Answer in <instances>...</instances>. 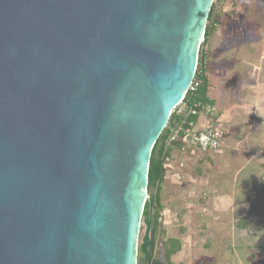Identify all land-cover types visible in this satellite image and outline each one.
<instances>
[{"label": "water", "instance_id": "water-1", "mask_svg": "<svg viewBox=\"0 0 264 264\" xmlns=\"http://www.w3.org/2000/svg\"><path fill=\"white\" fill-rule=\"evenodd\" d=\"M214 2L0 0V264H137Z\"/></svg>", "mask_w": 264, "mask_h": 264}, {"label": "rangeland", "instance_id": "rangeland-1", "mask_svg": "<svg viewBox=\"0 0 264 264\" xmlns=\"http://www.w3.org/2000/svg\"><path fill=\"white\" fill-rule=\"evenodd\" d=\"M244 13L250 14L249 18L246 19ZM215 14L220 26L210 38L205 51L208 54L212 51L207 59V71L210 93L216 102L218 114L214 124L220 128L222 146L219 151L209 155L194 151L196 155L190 161L187 159L189 156L184 157L186 168L182 170L188 178L183 179L182 183L171 185L169 180H165L163 184L164 192L175 199L169 207L172 213H183L181 224L185 223V203L191 198L194 204L200 206L205 202L212 209L201 212L200 216L199 211L191 212L192 222L188 224L190 233L185 237L179 233L177 225L166 228V235L156 238V251L164 261L163 241L176 238L181 243L183 241L184 249L172 257L173 264H264V181L250 191L246 202L248 205H244V210H247L245 221L249 227L238 233L245 236L244 240L231 236V221L230 229L226 230L225 225L213 220V212L217 210L213 200L220 205L219 214L215 212L217 215L228 213L230 216L229 208L223 201L234 195L235 174L245 168L246 163L264 164V0H250V3L249 0H228L227 5L216 8ZM180 109L183 110V106ZM226 116L231 117V120L227 119L229 122H226ZM255 123L257 126H254ZM236 136H247L253 142L252 152H241ZM213 175L214 181L209 178ZM198 180H202V183ZM235 196H238V192ZM202 223L207 225L203 240L198 234L201 233ZM217 231L221 233L217 234ZM192 234L200 237H193L192 240Z\"/></svg>", "mask_w": 264, "mask_h": 264}, {"label": "trees", "instance_id": "trees-1", "mask_svg": "<svg viewBox=\"0 0 264 264\" xmlns=\"http://www.w3.org/2000/svg\"><path fill=\"white\" fill-rule=\"evenodd\" d=\"M227 0H215L211 12L209 14L204 41L200 46L198 65L195 78L193 80V90H189L182 103L174 110L169 122L155 144L148 173V196L143 217L138 246V264H173L172 257L182 250V243L179 239L169 238L163 241V259H156V238L159 235H166L164 222H159L161 216L164 218V207L162 205L161 192L167 174L169 165L167 159L175 158L182 159V148L186 147L187 139L184 131L193 123L197 126L200 118L203 117V127L212 122L215 123L218 119L217 113L213 115H199L200 107L197 106H212L216 108L215 103L209 98V73L207 59L212 52L205 51V47L209 45L210 38L217 33V28L220 26L216 17V8L223 6ZM183 106V110L180 108ZM199 112L196 116L191 114L192 111ZM176 130L178 137L171 141V131ZM188 150L187 152H189ZM141 236V235H140Z\"/></svg>", "mask_w": 264, "mask_h": 264}, {"label": "crops", "instance_id": "crops-1", "mask_svg": "<svg viewBox=\"0 0 264 264\" xmlns=\"http://www.w3.org/2000/svg\"><path fill=\"white\" fill-rule=\"evenodd\" d=\"M210 88H211V84H210ZM210 88H209V98L215 103V107H216V102L212 98V95L210 93ZM215 109H216V113H217V108H215ZM227 116H226V122H229V121H227V119L231 120V117L229 116L227 118ZM203 121H204V118L201 117L200 121H199L200 124H198L195 128L198 130L202 129L203 128ZM258 124H260V123H258ZM229 126H231V125L229 124ZM254 126H257V123H255ZM236 137L238 139L239 146H241L240 147L241 152H244V153L252 152V150H253L252 147L254 148V146H252L253 142L250 141L247 136H242V138H239V136H236ZM242 146H244V147L242 148ZM193 152H194L193 150H190L187 153L189 155L186 154V156H185V157L189 156V157H187V159L189 161L193 159L192 157L196 153V152L195 153H193ZM255 155L257 156V154H255ZM250 160H251L250 162L252 163L253 162L252 158H250ZM180 161H185V158L180 159ZM178 164H179V160H174L171 163V165L169 166L168 174H167L166 178H167V181L169 180V183L171 185L176 184V183H182L183 179L188 178V176L186 177V175H185V171L182 170L183 171L182 172L179 169ZM263 165L264 164H260V163H255V164L246 163V167L239 170L238 173L235 174V176H234L235 180L233 181V188H232L234 195L229 200L223 201V203L227 205L226 207L229 208L228 212L230 213V216L228 215V213L226 215H222V214L217 215V213L219 212L220 205L218 204V202L213 200V203L216 204L215 207L217 209L215 211L217 213L213 212V214L215 216V218L213 217V220H215V222H218V223L225 225L226 230L230 229V221H231V229H232L231 236L235 237V239H240V238H242L241 240L245 239L244 235L240 236L238 234V233L242 232L243 230L246 231L249 227L248 223L245 221L247 219V210H244V208H245L244 205L245 204L248 205L246 202L249 200L248 195L250 194V191L255 189V188H258L259 185L264 181V178H263L264 173L262 172V171H264ZM209 178H212L213 181L215 180L214 175L209 177ZM198 182L202 183V180H200V181L198 180ZM190 188L192 190L194 189L193 187H190ZM202 188H200V189H202ZM193 191H195V189ZM237 192H238V196L236 197L235 195ZM194 196H196V195H194ZM161 199H162V205L164 207L163 222H164L165 229L168 228L169 226L177 225L178 231H179V233H181V235L183 237H185L186 235H188L190 233V230L188 228V224L192 222V221H190V218H192L191 212L193 210L199 211V216H200L201 212L202 213L203 212H210V210L212 209V206L205 205L204 204L205 202L202 204V201H199L200 204H202L200 206L198 204H194L192 201H190L192 199L191 198L190 200H188L185 203V207L187 208V212L184 213L185 223L181 224V220H183V218H181L183 213H179L178 215H175V213H172V210L169 207H171L173 205V203L175 202V199H174L173 195H168V192H166V193L164 192V187L162 188ZM220 204H222V202H220ZM208 209H209V211H208ZM240 213H241V215H239ZM198 218H199V220L202 221L201 217H198ZM200 225H201V233H198V234L201 237L197 234H192L191 235L192 240H193V237H195L196 239H198L200 237L203 240L204 237L206 236L205 232H207V225L205 223H202ZM235 225H238V227H235ZM219 232L220 231H217V234H219ZM220 235H221V237H223L222 234H220ZM183 249H184V245H183V241H182V250ZM159 255L160 254L158 253V251H156L155 252L156 259L161 261ZM162 259H163V250H162Z\"/></svg>", "mask_w": 264, "mask_h": 264}, {"label": "built area", "instance_id": "built-area-1", "mask_svg": "<svg viewBox=\"0 0 264 264\" xmlns=\"http://www.w3.org/2000/svg\"><path fill=\"white\" fill-rule=\"evenodd\" d=\"M193 85V83H192ZM191 85L190 90H193V86ZM200 107V113L196 111H192L191 114L193 116H196L198 113L199 115H213L215 113V108L212 106L206 105V106H197V108ZM196 126L191 123L189 125V128H187L184 133L187 139V145L186 147L182 148L181 153L182 157L184 158L186 154L188 153V150H193L195 152H198L202 155H209L214 154L215 152L219 151V149L222 146V134L220 133V128L218 125H215L214 123L210 122L206 124L202 129L198 130L195 128ZM178 132L176 130L171 131V141H174L178 137ZM174 160H179V169H185V161H180V158H168L166 161L168 165L170 166L171 163ZM149 199V198H148ZM162 216L159 220V222H162ZM138 264V262H137ZM151 264V263H149Z\"/></svg>", "mask_w": 264, "mask_h": 264}, {"label": "flooded vegetation", "instance_id": "flooded-vegetation-1", "mask_svg": "<svg viewBox=\"0 0 264 264\" xmlns=\"http://www.w3.org/2000/svg\"><path fill=\"white\" fill-rule=\"evenodd\" d=\"M252 1V0H251ZM249 3H250V0H249ZM225 4L227 5L228 4V0L225 2ZM243 13V12H242ZM244 15H246V19L249 18L250 14L248 13H244Z\"/></svg>", "mask_w": 264, "mask_h": 264}, {"label": "bare ground", "instance_id": "bare-ground-1", "mask_svg": "<svg viewBox=\"0 0 264 264\" xmlns=\"http://www.w3.org/2000/svg\"><path fill=\"white\" fill-rule=\"evenodd\" d=\"M199 41L201 42V38L199 39Z\"/></svg>", "mask_w": 264, "mask_h": 264}]
</instances>
